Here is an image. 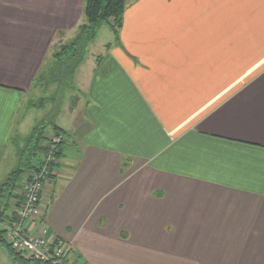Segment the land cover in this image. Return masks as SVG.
<instances>
[{
    "label": "crops",
    "instance_id": "obj_1",
    "mask_svg": "<svg viewBox=\"0 0 264 264\" xmlns=\"http://www.w3.org/2000/svg\"><path fill=\"white\" fill-rule=\"evenodd\" d=\"M84 6L0 0V95L21 106ZM106 27L101 55L70 76V124H54L62 156L32 228L69 242L70 264H264V0H127L116 42ZM10 105L0 162L19 121Z\"/></svg>",
    "mask_w": 264,
    "mask_h": 264
},
{
    "label": "rangeland",
    "instance_id": "obj_2",
    "mask_svg": "<svg viewBox=\"0 0 264 264\" xmlns=\"http://www.w3.org/2000/svg\"><path fill=\"white\" fill-rule=\"evenodd\" d=\"M127 1V0H126ZM126 5V3H125ZM106 26H102L101 29L97 30L96 33V39H92L86 43L85 48L83 49V55L81 54V60L76 62V66L82 65L84 60L86 61L89 59L91 60L92 55L98 56L101 55L100 53L103 50V41L105 39L103 33L101 30L105 28ZM108 28V27H106ZM114 41L116 42V38L113 34ZM70 38H67L68 40ZM65 40V41H66ZM67 42V41H66ZM63 43V42H62ZM61 45V43L59 44ZM58 44L53 48V51L57 49L59 46ZM50 58V57H49ZM49 58L46 63L45 68H49ZM76 67V68H77ZM75 71V70H74ZM74 73V72H73ZM68 80L63 79V82L66 80V83H58L55 81L54 78L51 77V79L45 80L46 83H42L38 85L37 87L33 88L28 97L24 98L23 103L18 104L20 100L19 95H11V96H2L0 95V102L2 99L9 98L10 103H13V105H10L9 107H12V114L14 115L18 114V124L16 130H13V133L11 136L8 137L7 141V148H6V154L3 153L2 161L0 162V207L3 205L6 201H9V205L13 202V198H9L8 194L10 192V189L7 188L6 185H4L7 182V175L13 171L17 165V148L23 147L24 145V139L29 134V132L34 127H38L45 124V145H46V152L49 150V141L54 136V133L51 131L52 125L58 124L59 120L60 123H64L66 127L69 126V119L71 117V113H68V107L70 106L71 99L74 95L76 97L75 93H73L71 87V80H70V74L67 77ZM60 82V81H59ZM7 101V100H5ZM12 101V102H11ZM18 101V102H17ZM1 110L3 106H0ZM0 132H3L0 129ZM8 132V131H7ZM6 132V133H7ZM10 134V132H9ZM11 139V144H10ZM14 140V144H12ZM43 162H41L39 165H37L36 169H34L31 172H35L39 170L42 166ZM31 172L28 174H25L22 177L21 182L19 181V189L13 191V194L11 196L14 197L15 192H20V187H22V195H23V185H25V180L29 179ZM52 171L45 176L44 181L42 182V188L41 191L43 193V186L44 183L49 179L51 176ZM26 180V181H27ZM43 195H41L40 202L44 201V198H42ZM44 211V218H45V212ZM8 216H10L8 214ZM14 219V218H13ZM13 219L7 221L2 225V229H0V264H15L12 260V255L10 254L9 250L5 247L8 246L10 250L14 252V254L20 255L25 258V256L22 254H19L15 252L11 245L8 243V241L5 239V225L6 223L12 221ZM44 220V219H43ZM26 259V258H25ZM28 261H31L32 263H41L38 261H32L29 259H26ZM17 264V262H16ZM46 264V263H41Z\"/></svg>",
    "mask_w": 264,
    "mask_h": 264
},
{
    "label": "trees",
    "instance_id": "obj_3",
    "mask_svg": "<svg viewBox=\"0 0 264 264\" xmlns=\"http://www.w3.org/2000/svg\"><path fill=\"white\" fill-rule=\"evenodd\" d=\"M126 0H85L83 18L84 21L76 29L75 38L66 44H61L55 49L49 58L50 67L43 68L34 79L33 88L46 83L45 80L54 78L58 83L67 79L68 75L73 74L76 69V62L81 60L83 49L86 43L92 40L97 30L102 26H107L115 38L121 27L122 16L125 9ZM78 61V63H79ZM60 81V82H59ZM45 124L34 127L24 139L23 147L17 148V165L13 171L7 175V182L4 184L10 189L8 194L12 195L13 191L19 189V181L25 174L36 169L37 165L44 161L47 156L45 145ZM51 131L59 137L55 144L53 156L58 160L57 163H51V167L57 166L62 156L63 131L52 125ZM14 144V140L12 142ZM22 194V193H21ZM9 195V196H10ZM23 200V195L21 196ZM5 247L12 255V260L18 264H41L32 263L24 257L14 254L8 246Z\"/></svg>",
    "mask_w": 264,
    "mask_h": 264
},
{
    "label": "built area",
    "instance_id": "obj_4",
    "mask_svg": "<svg viewBox=\"0 0 264 264\" xmlns=\"http://www.w3.org/2000/svg\"><path fill=\"white\" fill-rule=\"evenodd\" d=\"M59 137L53 136L49 141V150L41 168L31 172L23 185V200L16 211L15 218L5 225V239L12 249L23 254L26 259L46 264H70L69 256L72 245L58 237H51L46 229L32 228L44 219V211L40 208L42 182L47 173L53 170L51 163H57L53 156L55 144ZM21 254V255H22Z\"/></svg>",
    "mask_w": 264,
    "mask_h": 264
}]
</instances>
